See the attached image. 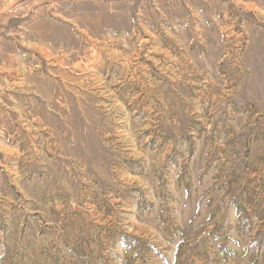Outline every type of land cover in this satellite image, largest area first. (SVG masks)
<instances>
[{
    "label": "rangeland",
    "instance_id": "1",
    "mask_svg": "<svg viewBox=\"0 0 264 264\" xmlns=\"http://www.w3.org/2000/svg\"><path fill=\"white\" fill-rule=\"evenodd\" d=\"M0 264H264V0H0Z\"/></svg>",
    "mask_w": 264,
    "mask_h": 264
}]
</instances>
